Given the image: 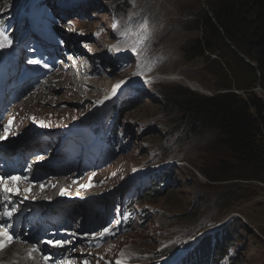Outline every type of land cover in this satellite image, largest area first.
<instances>
[{"label":"rangeland","instance_id":"rangeland-1","mask_svg":"<svg viewBox=\"0 0 264 264\" xmlns=\"http://www.w3.org/2000/svg\"><path fill=\"white\" fill-rule=\"evenodd\" d=\"M124 1L127 9L121 8V0H36L38 6L58 14L64 23V29L59 30L70 38L71 43L89 51L96 48L106 50L117 40L118 34L120 38L129 29L134 33L145 27L136 48L138 54L124 55L118 71L108 67L103 77L93 80L111 85L110 91L125 82L116 89L119 94H116L113 105L133 102L137 110L132 111L134 107H128L129 112L122 117L119 110L111 106L96 112L92 101L109 90H82L84 94L79 96L74 85L61 88L62 75L68 77L69 74L62 63L61 70L52 74L27 99L33 102L14 111V125L7 138H13L14 134L19 138L28 128L49 133L59 131L77 119L79 121L76 122L81 123L82 115H93L95 128L103 129L98 146L100 151L86 160L88 162L83 166L85 171L82 174L73 168L69 172L58 169L54 174L59 178H46L49 184L76 182L82 178L89 180L92 177L93 186L78 188L81 192L104 188L114 191L132 176L137 175L138 181L149 185L150 181H160L168 172L172 184L166 196L153 194L145 201L146 205H137L141 198L139 195L129 203L131 194L126 192L127 189L115 191L114 195L118 196L116 202H123V207L129 208L130 214L127 210L122 212L130 217V226L126 225L99 250L81 247V251L78 247L63 255H73L71 257L76 262L85 257L86 261L91 260V264H116L117 260L124 261V264H184L187 252L198 239L221 232L235 219H240L247 229H236V240L227 250L234 256L236 264H264V184L240 180L212 181L204 171L213 176L216 162L202 152L203 143L195 135L186 134L188 126L181 115L166 111L160 103L166 90L177 86L188 87L183 82L167 79L176 75L202 85L206 93L198 92L200 95L210 96L216 91V76L210 70L217 68V64L207 63L203 58L187 61L183 51L187 43L202 37L201 30L194 28L192 13L205 9V3L200 0ZM25 3V0H0V14L5 11L12 13ZM8 15L2 19L8 18ZM72 33L79 36L75 39L79 41H71ZM86 41L92 44L88 46ZM221 55L222 52H218L212 55L211 60H219ZM150 75H162L164 78L148 79ZM83 82H88L87 78H83ZM64 84L71 83L64 81ZM52 88L55 89L51 91ZM32 115L37 117V121L50 123L51 126L41 127L34 123ZM119 120L116 142L109 147L105 141L107 137H112ZM213 153L221 156L216 151ZM162 158L167 161L159 162ZM105 160L108 161L103 166L96 167ZM237 189L244 197L225 214L215 203L219 202L222 193ZM47 191L54 192L49 188ZM35 193L38 195V191ZM41 198L42 195L38 196V199ZM21 245L27 244L18 246ZM172 250L178 252L171 258H165ZM13 254L7 256L5 253L2 264L11 263ZM21 261L16 259L13 263L22 264Z\"/></svg>","mask_w":264,"mask_h":264},{"label":"trees","instance_id":"trees-1","mask_svg":"<svg viewBox=\"0 0 264 264\" xmlns=\"http://www.w3.org/2000/svg\"><path fill=\"white\" fill-rule=\"evenodd\" d=\"M121 1V8L126 7V2ZM204 3L208 10L192 13L194 28L201 30L202 37L187 43L183 51L187 61L203 58L207 63L217 64V68L210 70L216 76V91L205 96L177 86L166 90L160 103L166 111L181 115L188 126L186 134L195 135L203 143L202 152L216 162L213 176L204 171L212 181L264 184V98L254 91L258 83L264 90V0H204ZM218 52H222L221 57L212 61V55ZM128 107L137 110L133 102L119 104L115 109L122 117L129 112ZM120 122L115 124L112 137L105 141L108 145L116 142ZM80 161L83 165L85 159ZM165 161L162 158L159 162ZM140 183L131 190H138ZM171 184L169 172L160 181L151 182L139 195L138 205H146L145 201L153 194L166 196ZM241 193L239 189L224 192L215 205L226 214L242 200ZM238 227L247 229L240 219H235L223 231L198 239L187 252L184 264H236L227 249L236 240L234 233ZM177 252L169 251L165 258Z\"/></svg>","mask_w":264,"mask_h":264},{"label":"bare ground","instance_id":"bare-ground-1","mask_svg":"<svg viewBox=\"0 0 264 264\" xmlns=\"http://www.w3.org/2000/svg\"><path fill=\"white\" fill-rule=\"evenodd\" d=\"M157 21H158V19H157ZM140 23H142V22H140ZM144 28H142L141 30H139L137 32H134V33H132L133 31L131 29H129L130 32L128 31L127 34H124V36L120 37V39H117L115 42L110 44L109 47L106 48V50H103V49L100 50L99 48H96V49H93L94 52L87 53L85 49H82V50L77 49L76 52L86 54L87 60L85 62L84 68L87 71L91 70L86 75V78H87L88 82H83V77H81V78L74 77L73 74L69 71V69H67L68 66L66 65V66H64V69L66 68L68 70L69 74H68V77L66 75H62L63 77H61V79H60L59 86L61 88H68V87H70V85H74V87L77 88L76 90L78 91V93H79L78 95L79 96L81 95V93L84 94L82 90H85V91L86 90L87 91H93L94 90V91H97V92H101L102 90H106V89L109 90L111 85H106L105 83H100V82H96V81L94 82L93 80L98 79V78L100 79L101 77H103L104 76L103 74L105 73V69H107L108 67H114V69L116 71H118L122 67V59H123L124 55L126 57H128L131 54L130 50L132 48H135V49L137 48L138 44L141 41L142 33L145 31ZM84 34H86V32ZM70 37H72L71 41H73L75 39H78L76 37H79V36L77 34H75V33H72V36H70ZM75 41H79V40H75ZM85 43L88 46L90 44H92V42H89V41H86ZM158 53H160V52H158ZM109 57L113 58V60L109 61L108 60ZM160 78L163 79L164 77H162V75L161 76H159V75H156V76L150 75V76H148V79H160ZM167 79L175 80L177 82H183L188 87H190L193 90H195L197 93L198 92L206 93L205 88L202 85H200L199 83H197V82L193 81L194 82L193 83V82H191L189 80H186L184 78H181V77H179L177 75L173 76V77H170V78H167ZM64 81L69 82L71 84H64ZM54 89L55 88H52L51 91L54 90ZM257 92H258V90H257ZM207 93H209V92H207ZM116 94H119V92L115 91V94H113V91L109 90L108 92L100 93V96H97V98H101L102 96H109V95L110 96H114ZM31 102H33V101H31V100L30 101H26V103L24 102V104L21 105V107H23L24 105H29ZM16 109H18V108L16 107ZM33 117H35V116L32 115L31 118H33ZM35 118L37 119V117H35ZM32 121H33V119H32ZM34 123H36V122H34ZM93 151H96V150H91L89 153L92 154ZM51 157H48V159H46L47 157L45 158V157L41 156V157H39V159H37V161H35V163L37 164V163H40V162L51 161L52 160ZM88 183H89V180H84L83 181L84 185L88 184ZM91 184H92V182H91ZM108 192H111V189H107L106 192L104 191V192H101L100 194L108 193ZM90 193L89 192H84V193H81L80 195H87L89 197L93 196ZM41 202H43V200L39 201V203H41ZM22 244H24V243H22ZM31 247H33V245L31 243H29L27 245H21V246H18V244H13L9 249H7L6 251H4L3 253L0 254V264H2V262L4 261L5 257H3V256L5 255V253H7V256H9V255H11L12 252H14V254L12 256L11 263H8V264H14L13 261H15L16 259H19V260L22 259V261H21V262H23L22 264H28V263L29 264H33L34 262H36V260L42 259V256L38 255V254H34L35 260L27 258L25 253ZM64 250L65 251L62 252V256L66 257V256L63 255V253L70 252V248L67 247ZM71 256H73V255H71Z\"/></svg>","mask_w":264,"mask_h":264},{"label":"snow or ice","instance_id":"snow-or-ice-1","mask_svg":"<svg viewBox=\"0 0 264 264\" xmlns=\"http://www.w3.org/2000/svg\"><path fill=\"white\" fill-rule=\"evenodd\" d=\"M0 49H3L4 47H11L12 41L8 38V36L5 34L4 30L0 28ZM34 51V50H33ZM132 55H137V50L135 48H132L130 50ZM30 64H39L40 61L36 59H31L28 61ZM44 67H48L47 64L44 65ZM125 83V82H121ZM121 84H117L114 87L113 94H115L116 89H119L121 87ZM102 102V101H101ZM14 119V118H13ZM34 122L38 123L41 127H50V123L44 122V121H36V118H32ZM13 126V120L8 121V125L4 127V135L0 136V140L6 139L9 132L12 130ZM26 172L30 171V168L25 169ZM94 175V174H93ZM92 177H89V183L85 185H80L82 188H88L92 187L91 184ZM22 182H28L29 184H34L35 181H31L30 177L20 174H9V175H0V191L5 193L4 197L0 199V220L3 222L0 223V229H5L4 231H0V249H3L8 246L9 243L13 242V240L16 238L12 232L8 231V229L12 228V219L14 214L17 212L19 205L23 203L24 200H27L29 196L28 193L31 192V187H21ZM75 182V181H74ZM55 185H53L54 187ZM45 187V184L43 182L40 183V188L43 190ZM25 194L23 196V199L20 201L13 203L12 197L13 196H20L21 194ZM61 195H67L66 190H61ZM79 196V193H77ZM127 217H124L123 215H120V218L117 220V224L120 223L121 220L126 219ZM67 232V230H65ZM68 235L72 236L73 238L77 237L78 233L71 232L67 233ZM55 233L52 234V238H47L43 240H39L36 242V244L32 248V252H38L39 251V244H45L50 247L55 248H62L66 244L72 243V240H62V239H56ZM84 238L91 236L93 239H95L97 236H104V235H115V232L113 231L111 225L103 227L99 232H93V233H83L82 234ZM29 256H31V253H29ZM51 257L48 255L44 256V260L47 262L50 260ZM55 264V262H53ZM68 264H71L69 261ZM85 264H87V261H85ZM116 264H124V261L117 260Z\"/></svg>","mask_w":264,"mask_h":264},{"label":"water","instance_id":"water-1","mask_svg":"<svg viewBox=\"0 0 264 264\" xmlns=\"http://www.w3.org/2000/svg\"><path fill=\"white\" fill-rule=\"evenodd\" d=\"M203 4H204V0H200ZM205 5V4H204ZM204 8H205V10H208V7L205 5L204 6ZM230 44V43H229ZM233 48V47H232ZM234 49V48H233ZM238 54H239V56L241 57V58H243L244 60H245V62H247V63H249V64H251L253 67H255V65L253 64V63H251L250 62V60L247 58V57H245L243 54H241V53H239V52H237ZM258 90V93L260 94V96L262 97V98H264V90L262 89V87H261V85H260V83H258L257 84V89H256V91ZM210 96H212V95H210Z\"/></svg>","mask_w":264,"mask_h":264},{"label":"clouds","instance_id":"clouds-1","mask_svg":"<svg viewBox=\"0 0 264 264\" xmlns=\"http://www.w3.org/2000/svg\"><path fill=\"white\" fill-rule=\"evenodd\" d=\"M108 139H109V138L107 137V139H106V140H108ZM105 143H106V142H105ZM106 145H107V146H109V147H110V146H112V147H113V146H114V141L112 142V144L108 145V144L106 143ZM114 148H115V147H114ZM107 161H108V160H105V163H106Z\"/></svg>","mask_w":264,"mask_h":264},{"label":"built area","instance_id":"built-area-1","mask_svg":"<svg viewBox=\"0 0 264 264\" xmlns=\"http://www.w3.org/2000/svg\"><path fill=\"white\" fill-rule=\"evenodd\" d=\"M122 2V1H121ZM121 2H119V3H121Z\"/></svg>","mask_w":264,"mask_h":264}]
</instances>
